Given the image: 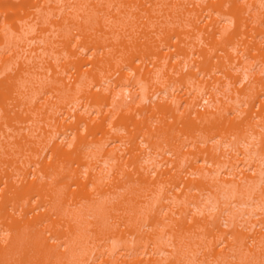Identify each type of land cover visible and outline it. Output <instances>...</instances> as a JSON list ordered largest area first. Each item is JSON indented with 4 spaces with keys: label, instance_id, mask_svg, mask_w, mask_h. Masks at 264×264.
<instances>
[{
    "label": "rangeland",
    "instance_id": "374dc122",
    "mask_svg": "<svg viewBox=\"0 0 264 264\" xmlns=\"http://www.w3.org/2000/svg\"><path fill=\"white\" fill-rule=\"evenodd\" d=\"M0 264H264V0H0Z\"/></svg>",
    "mask_w": 264,
    "mask_h": 264
}]
</instances>
